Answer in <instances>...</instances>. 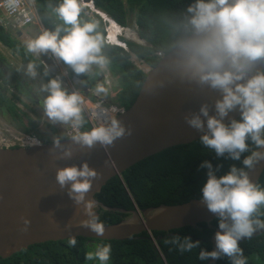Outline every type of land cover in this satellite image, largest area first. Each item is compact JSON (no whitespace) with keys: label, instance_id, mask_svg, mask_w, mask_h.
Listing matches in <instances>:
<instances>
[{"label":"clouds","instance_id":"clouds-1","mask_svg":"<svg viewBox=\"0 0 264 264\" xmlns=\"http://www.w3.org/2000/svg\"><path fill=\"white\" fill-rule=\"evenodd\" d=\"M25 1L32 6L33 1ZM85 3L92 11H98L93 1ZM81 8L78 0H61L52 8L61 23L51 31H42L25 45L28 53L37 57L50 55L71 69L79 85L84 83L79 76H90L93 66L103 68L108 63L102 53L104 40L97 32V24L82 22ZM156 25L163 37L161 70L200 92L215 94L211 103L202 101L198 109L186 113L185 122L200 133L199 141L205 149L216 157L241 163L239 167L230 165L222 175H217L220 164L214 167L209 160L200 164L206 169L200 198L216 216L218 229L214 249L201 248L198 259L226 256L231 264H245L238 242L250 237L256 229L264 228V221L258 218L264 209V187L248 174V170L264 161V0H188L179 10L160 13ZM24 72L35 79L37 65L29 62ZM43 75L49 76L48 67ZM105 82L109 86L106 79ZM96 91L104 89L98 86ZM39 92L46 94L40 103L47 121L77 130L72 136H65L81 148L91 149L97 144L107 148L126 134L124 125L115 116L79 131L85 123L84 100L79 91L65 86L62 75L49 77L46 83H41ZM62 138L53 137L51 151L55 158L70 160L73 147L62 144ZM97 175L86 161H81L79 165L58 168L56 182L82 208L86 219L80 224L99 236L104 226L94 211L96 201L87 197ZM68 243L74 246L75 238H70ZM171 243L181 252L200 247V241L188 236L173 237ZM110 253V245H97L86 254V259L109 264Z\"/></svg>","mask_w":264,"mask_h":264},{"label":"trees","instance_id":"trees-1","mask_svg":"<svg viewBox=\"0 0 264 264\" xmlns=\"http://www.w3.org/2000/svg\"><path fill=\"white\" fill-rule=\"evenodd\" d=\"M92 1L96 9L122 27L134 25L139 38L146 42V44H139L121 38L125 43L124 46L112 43L108 38L107 22L104 16L92 11L88 6L81 8L82 22H95L97 32L104 40L102 53L108 59L105 66L111 77V85L108 87L105 84L102 69L93 66L90 76H79L84 81L83 90H90L87 94L93 92L101 94L107 105H117L126 109L137 98L146 77V72L135 64L132 56L140 58L151 68L155 66L162 55L163 39L156 25L157 17L166 10H179L188 0ZM33 2L35 14L46 30L51 31L56 24L61 23L52 11V8L61 0H33ZM78 3L81 4V0H78ZM1 15L3 14L0 10ZM3 18L4 20L0 18V44L19 56L23 64L35 63L37 73L45 83L49 77L56 76L50 71L49 76L43 75L44 68L47 66L42 58L27 52L26 44L19 38L18 31L9 28L12 20L5 16ZM67 70L73 74L71 69L67 68ZM40 85L38 80L26 78L14 69L0 51V116L23 133L32 132L37 134L43 143H49L52 140L47 134L41 132L40 119L33 115L36 111L32 110L31 114L30 110L20 106L26 105L28 100H35ZM98 86L104 91L97 92ZM87 96L93 101L101 98L95 94ZM83 117L85 123L81 131H86L92 128V125L84 111ZM47 126L53 133L57 132L53 125L47 124ZM57 136L63 137L62 139L67 138L65 135ZM243 155L246 153L242 154V158ZM204 160L211 161L214 167L217 164L221 165L217 175L226 173L232 164L241 166L240 161L216 157L214 152L204 148L199 139L168 147L138 161L121 175L113 176L101 191L95 194L98 201L117 208L116 211L100 208L98 217L100 222L118 223L131 216L133 210L201 199L200 189L206 180V169L201 168L200 164ZM258 183L264 187V171ZM258 218L264 221V209L261 210ZM217 227L218 221L215 218L210 223L202 222L196 226L150 233L146 231L129 239L78 236L75 238L74 246L68 243L70 238L50 240L30 245L10 257H0V264H98L96 260H87L86 254L94 251L97 245L103 244L111 247L109 264H207L210 258L200 261L198 252L201 248L212 250L211 237ZM177 236L181 238L188 236L194 241L198 240L200 247L191 252H181L171 243L172 238ZM239 246L242 249L245 264H264V232L241 241ZM216 264H231V260L222 256Z\"/></svg>","mask_w":264,"mask_h":264},{"label":"water","instance_id":"water-1","mask_svg":"<svg viewBox=\"0 0 264 264\" xmlns=\"http://www.w3.org/2000/svg\"><path fill=\"white\" fill-rule=\"evenodd\" d=\"M84 2L91 3L92 0ZM214 95L171 78L161 70L159 59L146 73L133 104L116 116L126 134L111 146L104 148L97 144L91 149L81 148L67 137L61 143L72 145L70 160L55 158L52 142L40 140L30 146H0V257H10L30 245L50 240L78 236L129 239L146 231H169L214 220L216 216L201 199H191L179 204L133 210L131 216L121 222L102 223L104 232L98 236L80 224L86 219L82 208L75 205L67 189L60 188L56 182L58 168L86 161L98 173L87 194L96 201V216L99 217L100 208L116 211L117 208L98 201L95 194L110 178L121 175L138 161L168 147L199 139L200 133L187 125L184 116L198 109L202 101L211 103ZM263 171L264 161H261L248 170V174L258 183ZM217 229L211 237L212 249ZM263 232L264 228L256 229L250 237L239 242ZM218 259L210 258L207 264H216Z\"/></svg>","mask_w":264,"mask_h":264},{"label":"rangeland","instance_id":"rangeland-1","mask_svg":"<svg viewBox=\"0 0 264 264\" xmlns=\"http://www.w3.org/2000/svg\"><path fill=\"white\" fill-rule=\"evenodd\" d=\"M81 4H82V7L86 6V3L83 0H81ZM88 5L92 8V6L90 4H88ZM29 7L33 8V6H30V5H29ZM97 12L100 13L101 15H103L105 18V21L107 22L108 38L112 43L124 44L123 41L121 40V38L119 37V36H121L122 38L135 41L139 44H146V42L144 40L139 38L138 33L136 31V27L134 25L131 27L116 26L114 20H112L111 18L106 16L100 10H98ZM9 28L13 31L14 30L18 31V33L20 35L19 38L25 44L28 40L34 39L42 31L46 30L44 28V26L39 22V19L37 17L35 18V20H33V23H31L27 26H21L20 27V26H15V25L12 26L10 24ZM0 51L4 54V56L11 63V65L13 66L14 69H16L19 73L23 74L26 78H31L25 74L24 68L27 64H23L19 56L14 55L7 47H5L1 44H0ZM38 57L42 58L43 62L48 67V69L51 73H55L56 75H62L63 82H64L66 87H68L70 90L79 91V93L83 97L84 102L86 101V99L89 100V98H88L89 96H87V95L94 94V93L86 94L85 91L83 90L84 88L82 85L78 86L73 82L72 79H73L74 75L71 74L69 72V70H67V68L62 63L54 61L50 57V55L41 54ZM132 59L135 62V64L138 65L140 68H142L145 72H148L150 70L151 67L149 65H147V63L144 62L143 60H141L140 58H138L136 56H132ZM101 69H102V72L105 74V79H106L107 83H109L108 87H110V85H111L110 73H109L106 66H104ZM64 73H67V75H63ZM35 79L38 80L40 82V84L45 83V81H43L41 79L39 74L37 75V77ZM105 84H106V82H105ZM44 95H46V94L38 92L34 101L28 100L26 105H20V106L23 107L25 110H30L31 114H32V110L36 111V114H33V115L37 116V118L40 119L39 121H40L41 132L43 134H47L49 136V138L52 140L53 137H55L57 135H65L71 126L70 125H60V124L53 125L57 129L56 133H53L48 128L47 124H50V123L47 121V118L44 116L43 109H42V106L40 103V101ZM99 100H101L103 102L104 106H106V107L111 106V105H107L103 96H101V98H99L97 100H94V101L91 100V102L97 103V101H99ZM50 125H52V124H50ZM27 136H36L37 137V134H34L32 132L31 133H23L22 131L18 130L15 126L9 124L3 117L0 116V146L5 145L4 142H9V143L13 144L14 146L21 145L22 143L20 141H18L17 138L25 139ZM1 140H3V141H1Z\"/></svg>","mask_w":264,"mask_h":264},{"label":"built area","instance_id":"built-area-1","mask_svg":"<svg viewBox=\"0 0 264 264\" xmlns=\"http://www.w3.org/2000/svg\"><path fill=\"white\" fill-rule=\"evenodd\" d=\"M0 10L3 15L0 16L4 20V16L12 20V26H27L33 23V20L37 17L33 8L28 7L25 0H0ZM8 25V24H6ZM161 56V55H160ZM75 83V82H74ZM78 85L77 83H75ZM83 104L84 111L87 114L92 127L96 126L98 123L102 122L105 118L111 116H117L122 113L125 109L117 105H112L106 107L103 105V102L99 100L97 103H92L89 100H86ZM98 109V110H97ZM77 130L72 127L66 132V135L72 136ZM79 131H81L79 129ZM22 144L19 146H30L40 142L36 136H27L25 139L17 138ZM3 141V140H1ZM3 147H12L13 144L9 142H4Z\"/></svg>","mask_w":264,"mask_h":264},{"label":"bare ground","instance_id":"bare-ground-1","mask_svg":"<svg viewBox=\"0 0 264 264\" xmlns=\"http://www.w3.org/2000/svg\"><path fill=\"white\" fill-rule=\"evenodd\" d=\"M91 5V4H90ZM103 13V12H102ZM106 15V14H105ZM107 16V15H106ZM113 20V19H112ZM63 70V69H62ZM73 81L79 85V80L77 78H73ZM98 110V109H97ZM240 243V242H239Z\"/></svg>","mask_w":264,"mask_h":264},{"label":"flooded vegetation","instance_id":"flooded-vegetation-1","mask_svg":"<svg viewBox=\"0 0 264 264\" xmlns=\"http://www.w3.org/2000/svg\"><path fill=\"white\" fill-rule=\"evenodd\" d=\"M89 91H90V90H89ZM85 93L87 94V93H88V91H86ZM93 93H94L96 96H99V97H101V96H102L101 94L99 95V93H96V92H93Z\"/></svg>","mask_w":264,"mask_h":264},{"label":"crops","instance_id":"crops-1","mask_svg":"<svg viewBox=\"0 0 264 264\" xmlns=\"http://www.w3.org/2000/svg\"><path fill=\"white\" fill-rule=\"evenodd\" d=\"M28 1H30V3H32L31 1H33V0H28ZM34 3V2H33ZM32 6H33V4H31ZM27 6H28V4H27ZM29 7V6H28Z\"/></svg>","mask_w":264,"mask_h":264}]
</instances>
